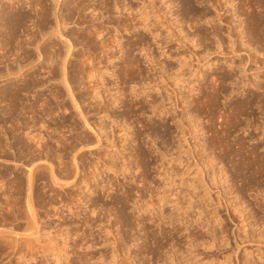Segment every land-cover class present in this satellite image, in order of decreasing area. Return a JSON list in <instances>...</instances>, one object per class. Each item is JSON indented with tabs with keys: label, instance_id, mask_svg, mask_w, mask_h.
Here are the masks:
<instances>
[{
	"label": "rangeland",
	"instance_id": "rangeland-1",
	"mask_svg": "<svg viewBox=\"0 0 264 264\" xmlns=\"http://www.w3.org/2000/svg\"><path fill=\"white\" fill-rule=\"evenodd\" d=\"M49 1L51 2V0H48V3ZM150 1L151 2L149 1L147 2L148 4L147 8L149 9L151 8L150 10H148L149 16H147L146 19L147 21L151 20V22H154L156 16H158L159 18L158 20L160 22L169 23V25L172 28L181 26V28L183 29V32L181 33L182 36L188 34L190 37H192L194 35L191 36V34L196 35L197 33L196 31H198L199 33L203 30L201 33L207 34L209 37H207V35L204 34L201 35L199 33V35H201L203 38L205 37L204 38L205 41L200 36L202 39L200 38L201 40L199 39L200 40L199 42H202V44L200 43L201 45L199 44L196 47H194L193 43L191 44L190 42H184V44H179L175 40H170V39L166 40V42H164L163 45H158L154 43L153 36L150 35L147 31L141 28L135 29L134 31L133 30L123 31L124 29L123 27H121L120 24L118 27L114 29L111 28L110 33H112L113 35L109 33L104 37L105 42H107V44H109L113 48L112 50L107 49L106 51L107 53L106 57L108 56L110 57L106 58L105 54L102 57L98 53V50H95L96 51L95 54H97L96 57L95 55L93 56L95 57L94 59V62L96 63L95 66L97 67L98 65L100 69L102 68L101 72H103V70L106 69V73H107V74L104 73L102 75L104 77V86H99L98 87L99 90L97 89L98 92H102V95L101 93L100 95L102 98L101 100L103 102L102 101L101 102L107 104L115 96L116 97H118V95L120 96L118 97L120 99L118 101H114L111 105V107L113 108L112 111L114 110L113 117H115L113 123L111 120H109L108 117L102 115V113H98L99 109H97L98 111L94 110V112L93 110H91L90 113L87 115L89 120L92 121L93 125H95L96 127L101 126V128H103L101 129L103 130L102 131L103 136L101 132L102 140H101V146L99 152L101 153V155H104L110 151H113L114 153H117V151L119 152L122 151L123 153H125L124 155L127 156L128 155L134 156L135 153L137 154V152L138 153L144 152L147 154V158H146L147 161L145 160L142 163L140 162L139 163L140 167L138 168V170L136 169V171H134L135 173L134 176L136 179L135 183H131L129 181L128 184H126L124 180H122V176L119 175L118 179L122 185H117V188L115 187L112 190L110 196H107L106 194L103 195L102 192L96 193V197L94 198L95 201L99 204V206L102 205L104 209L111 207L110 213H111V221L113 220V225H114L113 228L115 232L118 230L115 233L116 238L114 236V233L106 235L107 238L114 237L116 240L109 239V241L105 242L102 245L100 244V246L96 247V249L98 251L102 250L101 252L107 254V256L105 257L107 258L106 260L110 259L109 258L110 257L109 255L111 254L110 252L118 249L120 253L118 251H116V253L117 255H120V257H117V259H121L120 262L118 263L123 262L122 264H125L126 263L125 261H129V264H134L133 256L135 255H139V259H141L140 257H143L141 259V264L142 263L144 264H154V263L155 264H174V263L175 264H181V263L182 264H221V262L222 264L224 263L245 264L246 261L248 262V264H252V263L264 264V234L261 233V232L264 233V209H263L264 176L254 172V166L256 170L257 167L256 165L250 166L249 164L248 165L245 164L243 166L242 164L237 163L239 160H241L240 158L242 154L244 155L246 148L249 149L254 146L256 148L255 149L256 154L264 153V131L261 130V128H264V110H263L264 108L260 111V109L257 108V103L259 104V102L257 101L256 104L254 103L252 108L248 110L244 108H240L238 111L234 107L236 104L242 103L241 101H243L244 99H245L244 101H246L251 98L249 96L251 94V92H249L250 91L249 88L251 87L250 86L248 87L247 85H246L247 87L244 86L243 82H249L250 78H252L253 75L254 76L256 75L261 79L260 80V83L262 81L261 85H264L263 84L264 83V57H263L264 56V28H263L264 3L262 4L261 7H258L257 0H229V3H226L227 0H212L211 2L208 0L210 3L207 0L206 1L191 0V5L193 8H196L195 10L199 11L201 9V11L202 10L205 11L206 7H210V9L214 11L212 16H215L213 18V21L215 22L213 23L217 24V27L220 31V37L223 39V42L225 41L221 48H217L218 45H216L217 43L215 42V37H213L212 35L213 33L211 32L212 31L210 27L211 25L209 23H205L204 18L199 20L198 22L192 19L194 17V16L192 17V13L187 12L189 10L185 9L183 6L184 0H150ZM152 1L153 2L155 1V3H153ZM211 3L214 5L212 6ZM52 4L53 2H51V5ZM136 5L137 3L135 2L134 7ZM136 7H139V5ZM21 11L29 12L31 16L34 15V12L32 10H29V7H23ZM110 15L114 17L120 16V18H122V20H120L121 22H123L124 19L128 17L127 12H125V10H123L121 12V15H119L117 14L116 10L113 7L110 12ZM218 17L220 18L221 21H218ZM48 18L51 22L53 21V14L51 13V10L49 11ZM254 19L255 21H258L257 19H259V21L261 22L260 28L259 26L257 28V25L254 24L253 21ZM74 20H76V17L74 18ZM135 20L137 21L138 18L135 17ZM176 20L180 23L176 24L175 23L177 22ZM230 23L232 24L230 25ZM235 23L242 25L240 27V29H243L242 39L244 43L246 42V44L249 45V48H246L245 45L241 47L242 45L239 43V41L234 42L233 49L235 48L236 51L229 48V44H231L230 40L233 41V37L232 39H230L231 37L229 38V34L230 36H233L231 34L235 33L234 38L237 37L236 32H234L236 31L234 28L236 26ZM78 25L69 24L68 27H76V26L78 27ZM110 26L112 27L113 24H110ZM229 26L232 27L233 33L231 31V27L229 28ZM245 27L248 28L251 27V29L250 28L246 29ZM261 27L263 28V30ZM198 28H200L201 30ZM254 29H258V30H255L254 32ZM259 29L261 30V32ZM114 30L116 31L114 32ZM248 32L251 34H249ZM252 32L254 34H252ZM136 34L140 36H144L146 43L140 44V42L137 41L138 39L136 38L137 36ZM258 34L260 37L258 36ZM197 37L198 35H196V38ZM57 38L55 37L54 40L56 41ZM239 39L240 36L238 40ZM117 41H119V43ZM46 42L47 40L45 39L41 40V43H43V45L41 46L42 51L45 48L44 46ZM133 43H135V45L130 46ZM235 43L239 44L240 46L239 45L236 46ZM78 45L79 46L75 48L77 50L85 49L87 47V46H82L80 44ZM143 45L144 47H147L149 45L148 47L149 50L151 49L150 50L151 56L153 55L152 57H155L154 59L147 58L144 55L143 52L144 47H141ZM164 45L166 48L164 47ZM27 47H30V49L33 48L31 50H34V46L33 47L27 46ZM210 52L212 54H210ZM206 53H209V55H206ZM248 54L250 55L249 56L250 59L248 58L249 61L245 64L244 62H246ZM73 56L74 55H72V57L70 58V62H69L70 64H74V61L76 60L74 59ZM204 56H206L207 58L206 57L204 58ZM126 57L135 58V59L134 58L130 59V60H135L130 63V66L134 64V62H136L134 65H132L133 67H128L126 65V62L128 61V59L126 60ZM230 57H232L233 59V65L231 67L229 66L228 68L227 65L226 66L224 65L226 64L227 60ZM109 58H112L113 60L110 63H107L108 62L107 60ZM41 59L42 58L38 59L36 63L40 62ZM215 59H216L214 63L215 65L213 64V66H210V69L209 68L206 69V67L202 65L207 60H215ZM158 62H159V66H158ZM237 63L238 64L243 63V64L242 66H240L241 64L238 65ZM178 64L180 67L178 66ZM200 66L203 70L202 72L201 70H199ZM222 66H224L225 68H223ZM239 66L243 68H240ZM160 67L162 69L166 68V71L164 69L162 72ZM239 68L241 73H239ZM24 69H26V67ZM108 69H113L114 73L116 72L114 75L115 77L111 76V74L108 73L109 72ZM131 69H133L134 71H132ZM215 69L217 70V72H219V75H216V77L215 75L212 74V72L216 73ZM69 70H70V66H69ZM228 71L230 73H227ZM132 72L133 73L135 72V74L132 75ZM42 73L43 72H41L40 75ZM220 73L230 76L232 75V73L233 74L235 73L234 75L236 76L234 75L231 76V79L228 78L225 82V81H221L220 78L217 79L218 76L220 77L221 75ZM211 75L214 76L213 80H211L212 79ZM198 78L202 80H200L199 82ZM95 79L97 78L94 77L93 79H87V80L85 78L83 81L81 80L82 83L80 85L81 86L83 85L82 87L85 86V90L80 86L78 87L79 89L77 88L74 89L75 94H78L77 93L78 90L83 89L82 93H85L87 95L86 96L85 94H83V98L88 97V95L92 93V90H94V88L99 85V84L97 85L96 83L98 82V80ZM240 79L241 80L243 79L244 81L242 82ZM211 81L215 82V83L212 82L215 86L211 83ZM198 84L200 85L198 90L196 89L195 91L194 89V91H192L191 88L192 87L196 88L194 86H197ZM232 84L233 85L236 84V86L234 85L235 88L238 85L240 87L242 85V87L239 88L238 86L240 90L239 89L235 90L233 89ZM59 85L63 87V85L58 80H56V82L50 81L47 82L45 85H43V87L37 88V90H39V92L41 91L40 93L42 94L41 95L42 99H40L38 103H41L42 100L46 98H47L46 100H49L50 97H53L49 94L48 90H53L51 88L57 86L60 87ZM75 85H77V83H75ZM211 85L213 86V90ZM215 87L216 89L219 88V91L216 89L214 90ZM244 88L245 89L247 88L245 92H243ZM106 89L108 90V92ZM231 89L233 90V92L231 91ZM211 90L212 92L217 91V93H212ZM118 91L121 94H119ZM110 93L112 94V97H110L111 96ZM213 95L216 98L215 97L213 98ZM63 96L59 97L60 100L59 98L56 99L57 101L53 98L52 99L50 98L49 100L50 106L54 109L51 115L48 116L44 114L39 115L38 114L39 112H37L38 116L36 115V119H38V121L41 123L37 124V126L33 128L34 130L38 131L36 133H39V131L41 130L44 132L40 131V133L42 134L49 133V135L51 134L52 136L55 137L58 131L65 132V130H67V127L72 125L73 123L72 121L74 120L78 122L80 121L77 112H75V109L73 107L69 106V109L63 112V109L61 108L64 103L67 104L69 103V105H71L69 96L66 94L65 95L63 94ZM180 96H188L189 103H185V105L183 106L181 104L182 102ZM246 97L247 98L250 97V98L246 99ZM88 99L91 100L90 98ZM151 99L155 100L156 102H159L158 104L155 103V106L159 104L160 105L163 104L165 105V107L169 108L170 112L163 113L162 110L161 111L162 113L161 112L151 113L150 111L151 108H149V101H152ZM33 100L34 98L32 96L30 98V101ZM87 102L89 103V101L86 99L85 104ZM38 103L37 106L41 107V104L38 105ZM263 107H264V103H263ZM88 109L90 110V108ZM187 111L190 113L192 112L191 115ZM233 112L236 113L238 116ZM192 115H194V117L197 116L194 119H197L196 122L197 123L199 122L200 127L203 128L206 141H208L206 143L210 147L208 151L211 150L214 156L218 155L219 157L221 156L223 157L220 158V160H222L221 162H223L222 164L224 166V169L226 170L225 175H222L219 169L210 163H208L201 172L197 171L195 168L196 166L193 165H191V167L188 169L186 168V166L184 168L183 164H181L180 161L178 162V159L175 157L176 156V154H174L175 149L173 150L174 152H170V154H168L170 156H166V158L164 157L163 161L159 159V157L157 156V152L153 151L155 146L156 147L159 146L160 148H163L165 147V145L167 146L166 148L168 150L170 149V151H172L171 150L172 147L176 145L175 144L176 142H173L176 141L175 135L178 130L176 126L179 125L185 131H187V126L188 128H190V126H192V123H194L190 121L191 119H193ZM235 115L237 116L236 119L234 118ZM61 121H65L64 122L65 127L63 128L59 124ZM189 121L192 123H190ZM231 121H233L234 123H232ZM6 123H8V120L6 121ZM9 123H11L12 125L13 122L9 121ZM42 123L43 124L45 123L44 125L46 124L47 125L41 127L40 125ZM55 123H57V125ZM8 124H5L4 126L6 129H9L11 126L10 124L9 125ZM58 124L59 127H61V130H56L59 129ZM250 125L251 127H249ZM72 126H70V128L68 129H75V130L77 129V131L78 129L79 130L84 129L83 127L81 128L80 125H78L79 128L78 127L72 128ZM253 126H256L257 128L254 129ZM85 131L90 134L88 130ZM19 132L21 133L20 130ZM49 135L48 134L44 135L45 140L49 139L51 141V139H54L52 138L51 135H50L51 138H49ZM46 137L48 138L46 139ZM54 140H52V142H55ZM217 140L218 142L220 141L221 143L218 144ZM241 142L245 146V149L243 150H240L241 148L240 149L238 148L239 147L238 143L241 144ZM56 143L54 144V146L56 145ZM123 143L125 146L123 145ZM222 143H223V147L224 144L225 146L227 144L226 148L224 147V150H222L223 149ZM59 144L60 143H58V145ZM212 146H214V148ZM58 147L59 146L57 147L55 146V148ZM173 148H175V146ZM233 150L237 151L238 154H236V152H233ZM229 151H231L232 155L230 154ZM239 153L241 155H239ZM247 154L248 152L245 153V155ZM233 155H235L236 157ZM104 156H103L104 159L106 158L107 160H109L108 158L109 156L107 157ZM218 156L216 158L219 159ZM170 158H174V160L178 163L172 160V162L174 163L173 164L171 161H169ZM133 159L134 157L132 158V160ZM164 159H167L168 161L167 160L166 161L169 163H166ZM220 160H216V161H220ZM157 161L158 163L160 162L162 166L160 165V163L159 165L158 163L156 164ZM1 162L0 164L2 165L0 168H3V165H9L10 167L14 166L13 162H3V161ZM145 162L148 165H146ZM263 162H264V158L260 160L262 166H264ZM18 164L19 163H17L16 167H14L13 170L14 169L16 170L17 168L18 170L21 169L24 170V166ZM37 164L38 165L35 164V166L39 167L44 165V162L42 161V165L41 162L40 163L37 162ZM239 165L242 166L239 167ZM38 167H36V169H38L37 171H40V168ZM41 168L43 169L44 167L42 166ZM238 168L241 169L239 170ZM142 172L144 174V178L146 179H142L143 176ZM139 173L141 175H139ZM11 176L12 175L9 176V179L4 177L5 184L3 180H1L2 177L0 178V180L3 182V185H6V183H8L7 184L8 187L7 185L6 187L2 185L4 187L2 188L3 190L9 189L7 190L8 194H11L13 191V188L12 187L10 188L9 181L8 182L6 181V180H10ZM190 183L191 186L188 187ZM254 184L255 186H253ZM37 187L41 188V189L39 188L40 190L38 191L41 194L40 196L42 197L41 199H43L40 201V203L43 201L41 203V206L37 205L39 207V212H40L39 215L41 216V219L47 221V219H45L44 214L46 213L45 211L48 209L47 208L48 198L46 195V188L44 187L43 181H37ZM261 189L263 190L261 191L262 193L260 192ZM234 190H236V193H239L241 197L239 194L236 195ZM14 195L17 196L16 193ZM234 196H238L239 198L238 201H237V197L235 198ZM241 198L243 200H241ZM239 200H241V202ZM135 201H137V203H135ZM242 201L246 202L247 206L245 203H242ZM255 201L258 203L256 204ZM241 203L243 206L241 205ZM258 204H260L262 208L261 206L259 207ZM244 205L248 209L247 208L244 209L245 208ZM104 209L103 212L104 211L106 212V210ZM251 212L254 215H252ZM115 213L117 214V219L121 218L118 220L120 221L122 220L123 222L118 223V220L117 221L114 220V217L116 216ZM249 214L251 215V217L254 216L253 220L252 218H249ZM150 217L152 219L151 221L147 219ZM154 218L155 219L158 218L157 221L154 220ZM53 219L56 221L55 217ZM255 219L257 221H255ZM137 220L138 222L141 221L140 227L143 228L144 230V231L142 230L141 232L145 234V236L142 235L141 232L139 233L140 235H138L137 230L139 229V227L138 229L137 227L136 228L134 227V223L136 224ZM154 221H156L157 223ZM255 222H257V224H255ZM126 227L130 228V230L127 229ZM131 227H133L132 230ZM184 228L185 230L187 229L186 230L187 232L184 230L183 231L180 230ZM127 230L129 231V233L126 234ZM187 234L191 235L192 238ZM214 234L215 236L212 237L210 236ZM126 235L130 236V238L138 237V239L140 240L138 239L137 241H134L133 239L129 240L128 239L129 237ZM141 235L142 237H140ZM94 236L97 238L98 241L101 238L99 237V235H97V231L94 233ZM124 238L126 239V241H130V243L125 242ZM212 238L215 239V241H213L214 243L211 241L213 240ZM70 241H69V246L71 245ZM172 245H174V247ZM138 248L141 251L138 250ZM70 249L71 247H68L69 261L68 262L63 261L62 264H71V262L74 260L75 257L70 251ZM96 249L95 251L91 252V254L92 253L94 254L95 258H97L99 255ZM149 250L153 252H150ZM166 250L169 252V254L168 252H166ZM154 252H155V256H154ZM165 253L167 254L168 257H165ZM3 257L4 256H0L1 259L0 263L1 261L2 263L7 262L6 259L8 260V258L4 257L3 260ZM14 259H16V257ZM14 259H12L11 264H18L19 262H17ZM33 264H45V263H41V261L37 260L36 262L34 261Z\"/></svg>",
	"mask_w": 264,
	"mask_h": 264
},
{
	"label": "bare ground",
	"instance_id": "bare-ground-1",
	"mask_svg": "<svg viewBox=\"0 0 264 264\" xmlns=\"http://www.w3.org/2000/svg\"><path fill=\"white\" fill-rule=\"evenodd\" d=\"M148 1L151 2L150 0H51V2H53V4L51 5V2L49 1V3H48V0H0V162L3 161V162H13L14 163L13 164L14 166L12 165L13 167H10L9 165H3V168H0V178L1 177L3 178V179L1 178V180H3V182L5 181L4 177L9 179V176L12 175L10 180H6V181L7 182L9 181L10 188L11 187L13 188L12 193L8 194L7 190H9V189H7V188H6L7 190L2 189V188H4L3 186L6 187V185L8 183H6V185H3V182L0 180L1 181V184H0V256H4V257L8 258V260L5 258L7 262L4 261L5 263H2V261H1L0 264H11L12 259H14L15 257H16V259H14V260L19 262L18 264H20V263H22V264H33L34 261L36 262L37 260H39V261H41V263H45V264H62L63 261L64 262L69 261L68 260V253H69L68 247H71L70 251L72 252V254L75 257L74 260L71 262V264H104V263L105 264H122L123 263V262L118 263V262H120L121 259H117V257H120V255H117V253H116V251H118L117 248H116L117 250H113L112 252H110L111 253L109 255L110 259H108V260H106L107 258H105L107 256V254L101 252L102 250L98 251L96 249V247H99L100 244L102 245L105 242L109 241V239L116 240L115 239L116 238L115 233L118 230L115 232V230L113 228L114 225H113V220L111 221V213H110L111 207L110 208L105 207L106 209H104L102 207V205L99 206V204L95 201L94 197H96V193H99V192H102L103 195L106 194L107 196H110L112 190L115 187L117 188V185H122L118 179L119 175L122 176V180H124V182L126 184H128L129 181L131 183H135L136 179L134 176V174H135L134 171H136V169L138 170V168L140 167V164H139L140 162L142 163L146 160L147 154L144 152H141V153L137 152V154L136 153H135V155L133 154L134 156H130V155L127 156V155H124L125 153H123L122 151L121 152L117 151V153L110 151V152L104 154L105 155L104 156V155H101V153L99 152V149L101 146V140H102V136H103V132H102L103 130H101V129H103V128H101V126L96 127L95 125H93L92 121L89 120L87 115L90 113L91 110H93V112H94V110L99 109V111L97 110L98 113H102V115L108 117L109 120H111L113 123L114 122L113 120L115 119V117H113V115H114L113 111L114 110L112 111L113 108L111 107V105L114 101H118L120 99L118 97H120V96L118 95V97L115 96L113 99L111 98L112 100H110L107 104L102 103L103 102L101 100L102 99L101 98L102 92H98V90H99L98 87L104 86V77L102 75L104 73H106V69H104L105 71L103 70V72H101L102 68L100 69L98 67V65H97V67L95 66L96 63L94 62V59L97 55V54H95V52H96L95 50H98V53L100 54V56L103 57V55L105 54V57H106L107 49L112 50L113 48H112V46L107 44V42H105L104 37L111 32V28L114 29V28L118 27L120 24H121V27H123V29H124L123 31H131V30L134 31L135 29H138V28H141V29L147 31L150 35L153 36L154 43L158 44V45H163V43L166 42V40L170 39V40H175L179 44H184V42H190L191 44L193 43L194 47H196L200 43L202 44V42H199V41L203 38L201 35L204 34V33H201L203 30L201 32H199L201 35H199L198 31L195 30L198 33L197 34L195 32L196 35H198L197 38H196L195 34H191V36L194 35L192 37H190L188 34L187 35L185 34L184 36H182L181 33L183 32V29L181 28V26L172 28L169 25V23L160 22L158 20L159 19L158 16H156V18H155L156 21L154 20V22H151V20L147 21L146 20L147 16H149L148 10L151 9V8L150 9L147 8L148 7V4H147ZM209 1L211 2L212 0H209ZM135 2L137 3L136 6L139 5V7H136V6L134 7ZM153 3H155V1ZM226 3H229V0H227ZM263 3H264V0H257L258 7H261ZM149 4H151V3H149ZM213 5L214 4H212V6ZM183 6L185 9L189 10V11L186 10L187 12L192 13V17L194 16L192 19H194L198 22L199 20L204 18V22L209 23L211 25L210 26L212 29L211 32L213 33L212 34L213 37H215V42L217 43L216 45H218L217 48H221L225 41L223 42V39L220 37V31L217 27V24L213 23V22H215V21H213V18L215 16H212L214 11H212V9H210V7H206L205 11L202 10L203 12L201 11V9L199 11L195 10L196 8H193L191 5V0H184ZM23 7H29V10H32L34 12V15L31 16L29 12H22L21 9ZM112 7L116 10L117 14H119V15H121V12L123 10H125V12H127L128 17L125 18L123 22H121L120 20H122V18H120V16L114 17V16L110 15ZM156 8H158V7H156ZM50 10H51V13L53 14V21L52 22L48 18ZM231 10H233V9H231ZM233 15H235V14H233ZM75 17H76V20H74ZM135 17L138 18L137 21L135 20ZM219 17H218V21H221ZM134 20H135V22H134ZM161 20H162V18H161ZM257 20L258 21H255V19L253 20L254 24L257 25V28H258V26L260 28L261 22L259 21V19H257ZM179 21H180V19H179ZM175 23L177 24L180 22L177 21ZM69 24H75V25L80 24V25H78V27L77 26L76 27H68ZM110 24H113V26L111 27ZM114 24H116V25H114ZM167 24L169 27L167 26ZM171 24H173V23H171ZM231 24L232 23H230V25ZM235 24H236V26L234 28L236 31H234V32H236V36H237L236 38H234L235 33H233L232 27L229 26V28L231 27V31L233 33V34H231L233 36H230V34H229V38L231 37L230 39H232V37H233V41L230 40L231 44H229V48H231L232 50H235V48L233 49L235 41H239V43L242 45L241 47H243V45H245L246 48H249V45H247L246 42L244 43V41L242 39L243 29H240V27L242 25L237 24V23H235ZM245 28L247 29L248 27H245ZM249 28L251 29V27H249ZM263 28H264V26H263ZM263 28H262V30H263ZM198 29H200V28H198ZM255 30H258V29H254V32H255ZM115 31L116 30H114V32ZM247 31H249V30H247ZM260 32H261V30H260ZM110 34H112V33H110ZM138 34H136L138 36V37L136 36V38L138 39V40L137 39L136 40L138 42H140V44L146 43L145 37L140 36ZM249 34H251V33H249ZM252 34H254V33L252 32ZM141 35H142V33H141ZM204 35H207V34H204ZM239 36H240V39L238 40ZM258 36H259V34H258ZM55 37L56 38L58 37L56 41L54 40ZM207 37H209V36L207 35ZM207 37H206V39H207ZM204 38H203V40L205 41ZM42 39L47 40V42L44 46L45 48L43 49V51L41 49V46L43 45V43H41ZM209 39H211V38H209ZM117 42L119 43V41H117ZM130 43H131V41H130ZM78 44H80L82 46H87V47L85 49H78L77 50L75 48L77 46H79ZM235 44H236V46L239 45L237 43H235ZM26 45L32 46V47L34 46L35 51L31 50L33 48L30 49V47H27ZM128 45H127V47H128ZM132 45L134 46L135 43L131 44L130 46H132ZM148 46L147 47H144V45L141 46V47H144L143 48L144 55L147 58H150V59L153 58L154 59L155 57H152L153 55L151 56V53H150L151 49L149 50ZM164 47H165V45H164ZM167 47H168V45H167ZM131 48H133V47H131ZM165 48H164V50H165ZM129 49H130V47H129ZM204 52H205V50H204ZM211 52H210V54H212ZM72 55H74L73 56L74 59L77 60V61L76 60L74 61V64L69 63ZM94 55H95V57H93ZM206 55H209V53H206ZM249 56L250 55L248 54L246 62L243 61L245 64L249 61L248 60V58L250 59ZM108 57H110V56H108ZM108 57H106V58H108ZM205 57L206 56H204V58ZM232 57H230L227 60V62L224 66L227 65L229 68V66L231 67L233 65ZM40 58H42L41 61L36 63V61ZM133 58H129V57L127 58L126 57V60L128 59V61L126 62V65L128 67H133L132 65H134L136 63V62H134V64H132L130 66V63L135 61V60H130ZM112 60H113L112 58H109L107 60L108 61L107 63H110ZM215 61H216V59L215 60H207L202 65L205 66L206 69L207 68L210 69V66H213ZM75 62H77V63H75ZM179 64H181V63H179ZM179 64H178V66H179ZM239 64H241V63H239ZM242 64L240 66H242ZM69 66H70V70H69ZM158 66H159V62H158ZM224 66H222V67L225 68ZM25 67H26V69H24ZM240 68H243V67H240ZM240 68H239V73H241ZM133 69H131V70L134 71ZM164 69L166 71V68H164ZM164 69L161 68V71L163 72ZM199 70H201V72L203 71L201 66H200ZM108 71H109L108 73H110L111 76H114L116 73V72L114 73L113 69H108ZM41 72H43V73L40 75ZM197 72H200V71H197ZM243 72H244V70H243ZM223 73L222 74L220 73L221 75H220V77L218 76L217 79L220 78L221 81H225V82L228 78L231 79V76H233L235 74V73L234 74L232 73V75L230 76V75H224ZM227 73H230V72L228 71ZM133 74H135V72L134 73L132 72V75ZM212 74L215 75V77H216V75H219V72H217V70H216V73L212 72ZM234 76H236V75H234ZM238 76H239V74H238ZM94 77L97 78L95 80H98V82H96V83H97V85L98 84L99 85L98 86L94 85L96 87L94 88V90H92L91 94L88 93V94H90V95H88V97L83 98V94H85V93H82L83 89L78 90V92H77L78 94H75L74 89L75 88L79 89L78 87L81 86L80 84L82 83V81L85 78L87 80V79H93ZM213 77L214 76L211 77L212 78L211 80H213ZM214 79H216V78H214ZM56 80H58L63 85V87H61L59 85L60 87L57 86V87L51 88L53 90H48L49 94L51 96H53L50 98L51 99L53 98L56 100L60 96H63V94L68 95L70 102H71V105H69V103L68 104L64 103L62 105L61 109H63V112H65L69 109V106L73 107L75 109V112H77L78 118L80 120L79 121L80 124L78 121L74 120V121H72L73 123L70 122V123H72V125L73 124L74 125L73 126L70 124L69 125L72 126V128L73 127L79 128L78 125H80L81 128L83 127L85 130H88L90 132V134L87 133L84 129L83 130L78 129V131H77V129L76 130L75 129H68V128H70V126L67 125L68 127H67V130H65V132L58 131V133L56 134L55 137L50 134L52 136V138L55 139V140L51 139V141H50L49 139H47L48 137H46L47 140H45V136H44L46 134L49 135V133L42 134V133H40L41 130L39 131V133H36L38 131L33 129L34 127L37 126V124L41 123L38 121V119H36V115L38 116V114L39 115L44 114V115L48 116V115H51L53 113V110H54L50 106V102H49L50 98H49V100H46L47 99L46 98V99L42 100L41 103H38V101L40 99H42L41 98L42 94L40 93L41 91L39 92V90H37V88L43 87V85H45L47 82H50V81L56 82ZM200 80H202V79H199V82H200ZM260 80L261 79L259 77H257L256 75L255 76L253 75V77L250 78L249 82H243L244 80L243 79L241 80L243 82L244 86L247 85L248 87L250 86L252 88V89L249 88L250 89L249 92H251V94L249 96L251 98L248 97V98H250L249 100L244 101L245 100L244 99L243 100L244 102L241 101L242 103L236 104L237 106L236 105L234 106L235 109H237L238 111L240 108H244V109L248 110V109L252 108L254 103L256 104V101L259 102V104L257 103V108H259L260 111L264 108L263 107L264 85H261L262 81L260 83ZM214 81H211V83ZM229 81H232V80H229ZM75 83H77V85H75ZM234 85L236 86V84H234ZM234 85H233V89H235V90L236 89L238 90L239 88L242 87L241 84H240L241 87L238 85L239 88H238V86L235 88ZM82 86H81V88H84V90H85V86L84 87H82ZM199 86L200 85L198 84L197 86H194L196 88L192 87L191 88L192 91H194V89H195V91H196V89L198 90ZM211 87L213 90L212 85H211ZM100 88H102V87H100ZM215 89H216V87L214 88V90ZM212 90H211V92H212ZM216 90L219 91V88ZM245 90H247V88L246 89L244 88L243 92H245ZM231 91L233 92L232 89H231ZM107 92H108V90H107ZM100 93H101V95H100ZM212 93H217V91L216 92L214 91ZM119 94H121V93L119 92ZM180 94H182V93H180ZM218 94H219V92H218ZM237 94H238V91H237ZM245 94H247V93H245ZM184 95H186V94H184ZM32 96H33L34 100L30 101V98ZM63 97H65V96H63ZM110 97H112V94ZM180 97H181L180 99L182 102L181 104L183 106L185 105V103H189L188 96H180ZM210 97H211V94H210ZM214 97L215 96L213 95V98ZM88 98H90L91 100H89ZM248 98L246 97V99H248ZM86 99L89 101V103L87 102L85 104ZM197 99H198V97H197ZM59 100H60V98H59ZM189 100H190V98H189ZM197 102H198V100H197ZM37 103H38V105L41 104V107L37 106ZM155 103L158 104L159 102H156L155 100L149 101V108H151L150 109L151 113L152 112H154V113L161 112L162 110H163V113H169L170 112L169 108L165 107V105L159 104V105L155 106ZM88 108H90V110ZM188 109H189V107H188ZM241 111H243V110H241ZM37 112H39V113L37 114ZM188 113H190V112H188ZM191 113H190V115H191ZM240 113H242V112H240ZM234 114H236V113H234ZM234 114H232V115H234ZM236 115L234 117L235 119L238 116V115L237 116ZM192 116H193L192 117L193 119L197 117V116L194 117V115H192ZM50 117H52V116H50ZM117 119H119V118H117ZM193 119H191L190 121H192L194 123L189 121L190 123H192V126H190V128H188V126H187V131H185L179 125L176 126L178 128L176 135H175L176 141H173V142H176L175 143L176 145H174L175 148H173L174 146L172 147V149H171L172 151H170V149L168 150L166 148L167 147L166 145L163 148H160L157 145L158 147L155 146L153 151H156L159 159H161L163 161V158L164 157L166 158V156H170L168 154H170V152H174L173 150L175 149L174 154H176V156L175 155L174 156L178 159V162L180 161L181 164H183L184 168L186 166V168L188 169L191 167V165H193V166H196L195 168L197 171L201 172L203 170V168L208 163H210L213 166H216V168L219 169V171L222 175H225L226 170L224 169V166L222 164L223 162H221L222 160H220V158H223V157L222 156L219 157L217 155L219 157V159H218V158H216L217 156H214V154L212 153L211 150L208 151V149H210V147L206 143L208 141H206L203 128L200 127L199 122L198 123L196 122L197 119H194V121H193ZM231 119H232V117H231ZM7 120H8V123H9V121L13 122L12 125H11V123H9L11 125L9 129H6L4 127L5 124H8V123H6ZM64 122L65 121H61L59 123L62 128L65 127ZM231 122L234 123L233 121H231ZM99 123H101V122H99ZM44 124L42 123L40 126L43 127V126L47 125V124L46 125H44ZM55 124L57 125V123H55ZM59 124H58V127H59ZM8 125H7V128H8ZM100 125H103V124H100ZM61 127H59V129H56V130H61ZM249 127H251V125ZM49 128H50V125H49ZM54 128H55V126H54ZM253 128L256 129L257 127L253 126ZM32 129L35 132H33ZM19 130L21 131L22 134L19 132ZM47 130H49V129H47ZM164 130H166V129H164ZM261 130L264 131V128H261ZM41 132H44V131H41ZM52 132H53V130H52ZM52 132H50V133H52ZM101 132H102V136H101ZM50 135H49V138H51ZM152 139H153V137H152ZM48 140L50 141V143ZM52 140H54L55 142H52ZM217 142H218V140H217ZM55 143H56V145H55L56 147L59 146L58 148H55V146H54ZM58 143H60V144L58 145ZM219 143H221V142L219 141L218 144ZM224 143H226V142H224ZM162 144H163V142H162ZM123 145H124V143H123ZM153 145H156V144H153ZM238 145H239L238 148L239 149L241 148L240 150L245 149V146L242 144V142H241V144L238 143ZM226 146H227V144H226ZM226 146L224 144L225 148H226ZM212 147L214 148V146H212ZM224 147H223V143H222V148H223L222 150H224ZM255 149L256 148L254 146L249 148V149L246 148L245 153L248 152L247 155H249V156L245 155V153H244V155L242 154V156L240 158L241 160H239V158H238L239 161L237 163L242 164L243 166L245 164H247V165L249 164L250 166L256 165L257 166L256 170H255V166H254V172L258 173L259 175L264 176V166H262L260 163V160H262L264 158V153H262V154L260 153L261 155L258 153L256 154ZM229 152L231 154V151H229ZM233 152H236V154H238V152L235 150H233ZM112 153H114V154H112ZM171 155H173V154H171ZM239 155H241V154L239 153ZM103 156L104 157L109 156L108 157L109 160H107L106 158H105L106 159L105 160L103 158ZM233 156H235V155H233ZM131 157L132 158L134 157V159L132 160ZM136 158H138V159H136ZM164 160L166 161L167 159H164ZM172 160H174V158H170L169 161L172 162ZM216 160H220V161H216ZM42 161L44 162V165H42ZM167 161H166V163H169ZM37 162H39V163L41 162V165L44 168L42 169L41 168L42 166H39V167L35 166V164L38 165ZM174 162H176V161L174 160ZM178 162H176V163H178ZM17 163H19L18 165L24 166V170H22V169L18 170V168L16 170L15 169L13 170V168L16 167ZM157 163H158V161L156 162V164ZM159 163H158V165H159ZM145 164H146V162H145ZM1 165L2 164H0V167H1ZM146 165H148V164H146ZM146 165H145V167H146ZM160 165H161V163H160ZM242 165H239V167H241ZM36 167L40 168V171H37L38 169H36ZM157 168H159V167H157ZM142 174H143V172H142ZM139 175H141V174L139 173ZM142 179H146V178H144V174L142 176ZM37 181H43L44 187L46 188V195L48 198L47 199V206H48L47 208L48 209L45 211L46 215L44 214V216H45V219H47V221L44 219H41V216L39 215L40 212H39L38 206L39 205L41 206V203L43 201L41 203H40V201L43 199H41L42 197H40L41 194L38 190H40L41 188L39 187L40 188L39 189L37 187ZM181 181H183V180H181ZM10 182H12V183H10ZM148 182H150V181H148ZM4 184H5V182H4ZM190 186H191V183L189 184L188 187H190ZM253 186H255V184ZM7 187H8V185H7ZM261 191H263V190L261 189L260 192ZM128 192H130V191H128ZM234 192L236 193V190H234ZM15 193L17 196L14 195ZM256 193H258V192H256ZM237 194H239V193H236V195ZM238 196H234L235 198L237 197V201L239 199ZM240 197H241V195H240ZM241 200H243V199L241 198ZM241 200H239V201L241 202ZM244 201H246V200H244ZM240 202H238V203H240ZM135 203H137V201H135ZM242 203L246 204V202H243V201H242ZM242 203H241V205H242ZM257 203L258 202H256V204ZM235 205H237V204H235ZM246 206H247V204H246ZM246 206L244 209L247 208ZM258 206L260 207L261 205L258 204ZM248 207H249V205H248ZM261 208H262V206H261ZM103 209L106 210V212L105 211L103 212ZM263 209H264V204H263ZM242 211H244V210H242ZM245 213H247V212H245ZM251 214H252V212H251ZM115 215L116 216L114 217V220L117 221L118 219H121V218L117 219L116 213H115ZM252 215H254V214H252ZM54 217L56 218V221L53 219ZM118 217H119V215H118ZM249 218H252V220H253L254 216L251 217V215L249 214ZM147 219H149L150 221L152 220L151 217L147 218ZM157 219L154 218V220H156V221H157ZM216 219H217V217H216ZM156 221H154V222H156ZM243 221H245V220H243ZM255 221H257V220L255 219ZM119 222L121 223L123 221L118 220V223ZM140 222H138V220H137V223L136 224L134 223L135 228L137 227V229H138V227H139V229L137 230L138 235H140L139 233L143 230V228L140 227L141 226ZM255 224H257V222H255ZM132 228L133 227H131V230H132ZM185 228L180 229V230L186 231L187 229L185 230ZM127 229L130 230V228H127ZM96 231H97V235H99V237H101L99 241L94 236V233ZM113 233H114L115 238L114 237H112V238L106 237L107 234H113ZM127 233H129L128 230H127L126 234ZM261 233L264 234L263 232H261ZM128 235H126V236H128ZM142 235L145 236V234H143V233H142ZM142 235L140 237H142ZM188 236L191 237V235H188ZM210 236L211 237L215 236V234L210 235ZM128 237H129L128 238L129 240L133 239L134 241H137V239H138V237L137 238H133V237L130 238V236H128ZM144 239H146V238H144ZM212 239H213V240H211L212 242L215 241L214 238H212ZM70 240H72V241H70ZM124 240H125V242L130 243V241H126L125 238H124ZM138 240H140V239H138ZM69 241L71 243L70 246H69ZM132 243H133V241H132ZM146 244H147V242H146ZM174 245H172V246L174 247ZM144 247H147V246H144ZM160 247H162V246H160ZM95 249L97 250V253H99L97 258H95L93 253L91 254V252L95 251ZM122 250H124V249H122ZM138 250H140V249L138 248ZM150 250H151V248H150ZM167 250H166V252H168ZM122 252H124V251H122ZM150 252H153V251H150ZM137 253H138V251H137ZM168 254H169V252H168ZM154 256H155V252H154ZM4 257H3V260H4ZM126 257H128V256H126ZM133 257H134V262H133L134 264H137V263L141 264V259L143 257H140L141 259H139V255H135ZM165 257H168L166 253H165ZM92 259H94V260H92ZM125 262H126L125 264H129V261H125ZM142 264H144V263H142ZM221 264H222V262H221ZM245 264H248V262L246 261ZM252 264H256V263H252Z\"/></svg>",
	"mask_w": 264,
	"mask_h": 264
}]
</instances>
